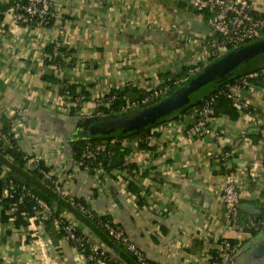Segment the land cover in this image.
Masks as SVG:
<instances>
[{"label": "crops", "instance_id": "1", "mask_svg": "<svg viewBox=\"0 0 264 264\" xmlns=\"http://www.w3.org/2000/svg\"><path fill=\"white\" fill-rule=\"evenodd\" d=\"M0 1V126L10 124L20 151L40 154L68 194L107 215L154 263L205 264L217 241L228 239L235 253L218 264H264V226L253 235L230 226L221 200L223 176L233 174L240 204L264 213V86L240 89L245 110L234 119L209 118L204 135L182 132L180 116L152 127L148 148H134L122 166L101 178L73 157V142L88 138L87 125L102 119L94 112L104 94L127 86L131 97L133 88L149 91L174 77L185 80L182 72L206 48L207 14L178 0H50L51 26L11 29L13 5ZM247 1L255 15L264 16V0ZM52 42L66 51L58 67L44 61ZM260 62L264 55L251 63ZM45 75L85 87L90 98L70 114L60 84ZM129 162L136 167L133 175L125 167ZM11 163L2 160L5 167ZM136 170L147 173L138 181ZM131 178L137 193L128 189ZM63 212L110 255L126 257L90 220L73 209ZM43 227L0 221V264H85L68 239L52 238Z\"/></svg>", "mask_w": 264, "mask_h": 264}, {"label": "built area", "instance_id": "2", "mask_svg": "<svg viewBox=\"0 0 264 264\" xmlns=\"http://www.w3.org/2000/svg\"><path fill=\"white\" fill-rule=\"evenodd\" d=\"M189 4L195 7L197 10L207 14L208 24L210 26V35L205 41V50L200 53L196 61L189 67L188 73L193 74L211 62L213 59L221 56L227 51L234 49L245 43L252 42L254 40L264 38V16H257L252 12V6L247 0H187ZM12 18L10 27L15 28L25 23L34 21L35 26L49 27L52 24L50 21L54 18V14L51 10L50 0H27L24 3H15L11 7ZM28 25V24H27ZM256 73H249L243 77H240L238 81L229 86L227 91L228 96L232 99L235 108L242 112L247 105L241 101L238 95V91L242 88L251 86V83L247 82V77L255 76ZM168 86L163 88L153 89L151 94L145 96L141 100H127L122 106L121 111L126 113L137 107L147 104L154 98L164 94ZM61 98H63L61 96ZM67 102V101H66ZM104 103V95L99 98L98 103ZM69 107L73 105L72 102H67ZM207 106L202 110L200 116H195L193 113H182L179 116L182 121V132L187 135H204L210 131L208 126L209 117ZM179 117V118H180ZM2 138L5 143L9 142V138L5 133H2ZM109 141L102 140L95 145L87 143L83 152L81 161H75L76 165L84 169H89L95 173L98 178L105 175V170L100 161H95L100 152L104 151ZM23 153V152H22ZM6 159H12L9 154L4 156ZM23 171L29 172L33 169H37L39 172L44 173L40 163L43 162L40 154H26L23 153ZM49 174L52 175V181L54 183V191L56 194L66 197L70 204L75 206L80 212L91 215L90 210L86 208L81 201L75 200L74 196L68 194L62 187V184L57 176V172L54 169L49 168ZM5 171L1 170L3 174ZM100 181V179H97ZM24 188V186L22 187ZM15 185L9 181L3 190L4 195H8L11 191H15ZM222 206L226 212L228 218V224L242 233H250L251 229H256L264 224V215L260 219H248L241 222L238 216V204L241 201V195L238 189V184L233 174H225L222 179L221 190ZM34 214L28 217V224L34 225L36 228L43 227L45 222L49 219H53L55 222L58 220L55 216V207L48 204L41 197L32 196ZM68 212H63L58 216L60 218L62 228L72 245L76 248L78 253L82 256L85 264H108L107 251L100 244L93 241L91 235L86 232H77V223L67 216ZM57 219V220H55ZM100 226L103 227L109 236L114 240L121 242L132 253L136 261L139 264H156L143 255V253L134 246L126 237L123 230L118 226L110 223L108 220H99ZM56 227L59 229V225L56 222ZM91 244V250L87 256L83 254L84 245ZM217 249L220 250L219 261L229 260L235 253V247L228 239H220L217 241ZM211 259V257H210ZM112 260V259H111ZM112 264H125L119 258L114 257ZM205 264H216L215 261L209 260Z\"/></svg>", "mask_w": 264, "mask_h": 264}, {"label": "trees", "instance_id": "3", "mask_svg": "<svg viewBox=\"0 0 264 264\" xmlns=\"http://www.w3.org/2000/svg\"><path fill=\"white\" fill-rule=\"evenodd\" d=\"M26 1L27 0H14L12 4L14 5L15 3H24ZM204 14L206 15V13ZM3 17L4 9H2L0 1V28L5 27L4 25H2ZM50 23H53V19L50 21ZM27 24L35 25L34 21H30V23H25L24 25ZM65 54L66 51L64 47L57 46L56 42H52L45 46L44 61L47 64H55V66L58 67L63 65V55ZM249 73H256V75L247 77L248 83H251L252 85L264 86V64L261 62L257 64H246L240 71H237L234 75L228 77L227 79H224L215 87L206 91L201 97L183 107L176 115H173L166 119H162L158 123L152 124L148 127L123 135L119 134L115 136L93 137L75 140L72 144L73 157L79 162L82 159L83 152L87 143L95 145L99 141L107 140L109 142L106 149L100 152L97 156V159L93 161L94 163L96 161H100L105 172L107 173L108 170L112 169V167L109 165L110 158L114 157L124 160L128 154L133 152L134 148H148L147 137L148 135H150L152 127L160 124L163 121H168L172 118L178 117L182 113H193L195 114V116H200L202 110L206 106L208 108V113H206V116L209 118L221 115H228L232 119L237 118L240 111H238L233 105L232 99L228 96L227 91L229 89V86L238 81L240 77L248 75ZM181 75L186 79L191 74L183 71ZM45 78L51 82L60 84V88L58 90L59 95H61L65 101L73 103V105H71L69 108L70 114H73L75 110H78L81 107L82 101L88 100L90 98L89 91L81 85H77L74 83H63L54 75H45ZM176 80L177 78L174 77L166 82L165 86H168V88L165 89L166 92L176 87L181 82V80ZM133 90H135V94L131 97H129L127 86H125L123 90H110L107 94H104L105 104H102L101 102L96 103L97 107L94 114L98 115V118L102 119L115 117L123 113V111H121V108L128 99L141 100L145 96L150 95L152 92V90L144 91L139 89L136 90V88H133ZM243 110H245V108ZM2 133H5L9 138V142L7 144L2 138ZM133 145L136 146L133 147ZM6 154H9L12 158L10 168L5 167L4 164H2V160ZM23 164V153L18 149L16 145V138L10 129V124L4 122L0 126V221L2 223L11 224L14 228L27 226V218L33 216L34 214V202L32 200V196L37 195L51 206L56 207L55 216L56 218H58V220H55H57L56 222L59 225V229L56 227V222L53 219L47 220L43 227L44 230L52 238L65 237L66 233L62 228L63 224L61 223L58 216H60V214L65 210L71 211V209H73L76 211L75 215L78 214L81 217L90 220L96 227L98 226V228L109 239H111V241H113L118 246V248L124 251L126 257L122 258L121 260L124 261L125 264H139L132 253L124 246L123 243L114 240L111 236L108 235L107 231L100 226L99 220H108L110 223L114 224L107 215H100L94 212L83 200L74 197L75 200L81 201L82 204L90 210L91 215L84 214L80 212L75 206L71 205L66 197H62L56 194V192L54 191L52 175L49 174L50 169L49 167H46L43 162L40 163V166L43 168L44 173L39 172L36 168L24 173L22 169ZM120 166H122V164ZM80 167H82V165H80ZM125 167L127 168L129 174L133 175L132 171L136 168L133 163L129 162ZM1 170H4L5 172L2 174ZM135 172L138 173V181L140 180V177L144 176L147 173L146 170L142 172H138V170H136ZM9 181H11L15 185L16 189L13 192L11 191L8 195H4L3 190L9 183ZM23 186L24 188H22ZM127 186L130 193H137L138 185L136 184V181L134 179H129ZM241 214L244 216H249V218H246L243 221H246L248 219H260L264 215V213L247 215L245 213H242L241 210L238 209V216L240 221L242 220L240 217ZM263 226L264 224L256 229H251L250 233L252 235L255 234ZM77 232L82 233V230L78 228V226ZM231 244L233 245V241H231ZM90 250L91 244H85L83 254L87 256ZM219 253L220 251L218 249L212 251L211 260L215 261L216 264L220 263ZM107 255V258L112 257L111 259H114V257L110 255V253L107 252ZM111 259H107L108 264H112Z\"/></svg>", "mask_w": 264, "mask_h": 264}, {"label": "water", "instance_id": "4", "mask_svg": "<svg viewBox=\"0 0 264 264\" xmlns=\"http://www.w3.org/2000/svg\"><path fill=\"white\" fill-rule=\"evenodd\" d=\"M13 1L9 0L11 5H13ZM178 1L189 4L187 0ZM262 55H264V38L235 47L213 59L176 87L149 103L115 117L92 120L87 125L84 135L88 138L123 135L176 115L183 107L201 97L206 91L215 87L224 79L240 71L244 65L256 57ZM122 162L123 159L113 157L110 158L109 165L117 167ZM238 208L249 214L256 212V207L250 204H238Z\"/></svg>", "mask_w": 264, "mask_h": 264}, {"label": "rangeland", "instance_id": "5", "mask_svg": "<svg viewBox=\"0 0 264 264\" xmlns=\"http://www.w3.org/2000/svg\"><path fill=\"white\" fill-rule=\"evenodd\" d=\"M251 62H252V61H251ZM251 62H249L248 64H250ZM97 119H98V117H97ZM263 237H264V235H263ZM259 246H262V247H264V243H263V242H261V244H260Z\"/></svg>", "mask_w": 264, "mask_h": 264}]
</instances>
